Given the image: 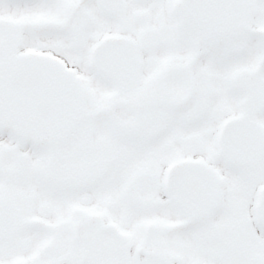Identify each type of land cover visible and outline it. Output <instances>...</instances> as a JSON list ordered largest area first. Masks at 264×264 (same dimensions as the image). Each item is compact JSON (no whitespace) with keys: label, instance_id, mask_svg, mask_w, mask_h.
<instances>
[{"label":"snow or ice","instance_id":"1","mask_svg":"<svg viewBox=\"0 0 264 264\" xmlns=\"http://www.w3.org/2000/svg\"><path fill=\"white\" fill-rule=\"evenodd\" d=\"M0 264H264V0H0Z\"/></svg>","mask_w":264,"mask_h":264}]
</instances>
